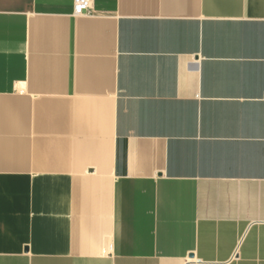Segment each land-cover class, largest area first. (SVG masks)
<instances>
[{
	"label": "crops",
	"instance_id": "0c3cea01",
	"mask_svg": "<svg viewBox=\"0 0 264 264\" xmlns=\"http://www.w3.org/2000/svg\"><path fill=\"white\" fill-rule=\"evenodd\" d=\"M0 0V264H264V0Z\"/></svg>",
	"mask_w": 264,
	"mask_h": 264
},
{
	"label": "built area",
	"instance_id": "2783aa9c",
	"mask_svg": "<svg viewBox=\"0 0 264 264\" xmlns=\"http://www.w3.org/2000/svg\"><path fill=\"white\" fill-rule=\"evenodd\" d=\"M73 14L85 15L92 13L90 0H73L72 1Z\"/></svg>",
	"mask_w": 264,
	"mask_h": 264
}]
</instances>
